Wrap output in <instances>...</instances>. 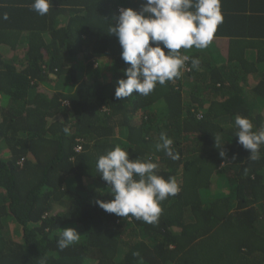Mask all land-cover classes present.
Segmentation results:
<instances>
[{
	"label": "trees",
	"instance_id": "trees-1",
	"mask_svg": "<svg viewBox=\"0 0 264 264\" xmlns=\"http://www.w3.org/2000/svg\"><path fill=\"white\" fill-rule=\"evenodd\" d=\"M142 2L51 0L40 16L0 0V264H264V145L253 161L234 137L237 114L264 128L263 19L245 20L227 58L181 49L199 70L118 100L128 65L109 27ZM161 131L178 160L155 150ZM115 146L175 177L158 222L96 204L113 199L96 161ZM69 227L79 240L60 251Z\"/></svg>",
	"mask_w": 264,
	"mask_h": 264
},
{
	"label": "clouds",
	"instance_id": "clouds-1",
	"mask_svg": "<svg viewBox=\"0 0 264 264\" xmlns=\"http://www.w3.org/2000/svg\"><path fill=\"white\" fill-rule=\"evenodd\" d=\"M50 6L51 0H32L30 8L44 16ZM7 18V14L2 17ZM222 21L220 0H143L139 11L121 8L108 32L117 38L121 59L128 65L122 70L125 78L117 81L115 98L123 100L134 92L148 96L157 84L164 85L179 78L188 62L189 71L199 70L200 58L182 55L181 49H206ZM234 127V137L249 152L248 158L260 159L264 128L254 130L252 121L239 114ZM63 131L69 133L68 128ZM214 140L220 149L224 142L219 138ZM173 143V139L161 131L154 147L175 161L179 153L173 150ZM220 155L223 157L224 152ZM158 168L159 164L151 159L130 158L128 150L120 146L106 151L97 158L96 171L108 184L113 199L97 200L96 204L118 217L131 216L149 224L158 222L161 202L179 192L175 177L169 176L166 180L158 174ZM79 236L74 228L62 229L56 242L58 249L63 251L73 245ZM40 264H47L46 258L41 259Z\"/></svg>",
	"mask_w": 264,
	"mask_h": 264
},
{
	"label": "crops",
	"instance_id": "crops-1",
	"mask_svg": "<svg viewBox=\"0 0 264 264\" xmlns=\"http://www.w3.org/2000/svg\"><path fill=\"white\" fill-rule=\"evenodd\" d=\"M220 12L225 21H229L228 24L220 26L219 33L213 37L211 44L203 50H197L208 52V54H221L222 58H227L228 46L230 40L238 41L248 40V30L245 20H251L254 18H260L262 20V27L264 28V0H220ZM238 29H244L245 35L237 34ZM205 53V52H203Z\"/></svg>",
	"mask_w": 264,
	"mask_h": 264
},
{
	"label": "rangeland",
	"instance_id": "rangeland-1",
	"mask_svg": "<svg viewBox=\"0 0 264 264\" xmlns=\"http://www.w3.org/2000/svg\"><path fill=\"white\" fill-rule=\"evenodd\" d=\"M212 188H214V185H212Z\"/></svg>",
	"mask_w": 264,
	"mask_h": 264
}]
</instances>
